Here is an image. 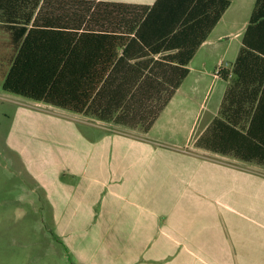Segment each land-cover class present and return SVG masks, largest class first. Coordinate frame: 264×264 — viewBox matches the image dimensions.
Instances as JSON below:
<instances>
[{
	"label": "crops",
	"instance_id": "obj_1",
	"mask_svg": "<svg viewBox=\"0 0 264 264\" xmlns=\"http://www.w3.org/2000/svg\"><path fill=\"white\" fill-rule=\"evenodd\" d=\"M221 1H202L191 13L195 2L184 14L182 1L98 0L137 6L141 38L123 26L102 31L128 40L97 66L110 65L112 73L87 112L18 101L10 146L44 196L74 264H264V163L215 146L222 135H234L229 126L245 133L256 107L248 94L231 104L233 75L215 72L232 68L257 0H232L188 66L169 58L183 51L180 25L214 19ZM42 5L13 2L10 20H31L29 28L35 20L69 21L76 28L90 18L92 28L108 26L93 19V8L83 17L64 4ZM232 38L239 46L227 60ZM178 68L189 74L155 117L162 98L155 73ZM151 71L153 90L143 85L141 95Z\"/></svg>",
	"mask_w": 264,
	"mask_h": 264
},
{
	"label": "trees",
	"instance_id": "obj_2",
	"mask_svg": "<svg viewBox=\"0 0 264 264\" xmlns=\"http://www.w3.org/2000/svg\"><path fill=\"white\" fill-rule=\"evenodd\" d=\"M23 0H0V78L5 92L29 99L44 102L74 113H85L89 106L103 89V82L108 80L112 71L109 68H97L104 62V55L111 48L121 47L128 40L119 34L103 33L137 30L136 37L141 38V12H135L128 5L102 3L98 0H43V6L55 7L59 4L80 9L86 17L93 8V19L107 22L93 23L91 19L81 20L78 27L71 28L69 21L58 23L38 24L35 20L29 28V21L10 20L11 3ZM186 3L184 14L194 5L207 0H173ZM232 0H224L216 9L214 19L201 22H186L180 25L176 35L182 38L181 53L171 58L179 66H188L196 51L207 39L208 33L220 20ZM16 17V16H15ZM129 18V19H128ZM2 19V20H1ZM127 21V22H123ZM94 22V20H93ZM123 23V24H122ZM98 24V26H96ZM129 24V26H128ZM82 30V33L77 31ZM177 30V29H174ZM93 31L99 33H92ZM199 31L202 33L200 36ZM90 39H94V51L89 48ZM98 51V54H96ZM112 54V60H114ZM96 63V68L90 63ZM154 71L151 77H145L141 82L153 90ZM156 77L161 78L162 98L156 101L155 117L169 104L182 82L189 74V69L162 70ZM233 75L232 85L227 91V99L233 104L234 96L248 94L255 98L256 104L253 117L245 133L229 126L228 131L215 143L216 147L226 153L235 151L243 160L256 159L264 163V0H257L250 21L242 38V48L234 61L232 68L222 73V78ZM152 78V79H151ZM148 80V81H147ZM156 90L158 81L156 80ZM100 90V91H99ZM147 91V90H146ZM149 93V91H147ZM113 95H109L111 98ZM142 98V96H141ZM257 99V100H256ZM143 101L141 100V104ZM252 108V107H251Z\"/></svg>",
	"mask_w": 264,
	"mask_h": 264
},
{
	"label": "rangeland",
	"instance_id": "obj_3",
	"mask_svg": "<svg viewBox=\"0 0 264 264\" xmlns=\"http://www.w3.org/2000/svg\"><path fill=\"white\" fill-rule=\"evenodd\" d=\"M231 41L227 60H233L240 40ZM20 99L3 90L0 78V264H74L44 196L10 146Z\"/></svg>",
	"mask_w": 264,
	"mask_h": 264
},
{
	"label": "built area",
	"instance_id": "obj_4",
	"mask_svg": "<svg viewBox=\"0 0 264 264\" xmlns=\"http://www.w3.org/2000/svg\"><path fill=\"white\" fill-rule=\"evenodd\" d=\"M224 70H225V68H223V67L218 68L215 72V76L221 77Z\"/></svg>",
	"mask_w": 264,
	"mask_h": 264
}]
</instances>
